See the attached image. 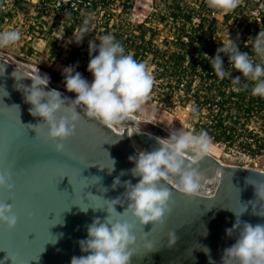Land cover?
I'll use <instances>...</instances> for the list:
<instances>
[{
  "label": "water",
  "instance_id": "1",
  "mask_svg": "<svg viewBox=\"0 0 264 264\" xmlns=\"http://www.w3.org/2000/svg\"><path fill=\"white\" fill-rule=\"evenodd\" d=\"M34 74L0 55V172L10 171L15 185L11 192L0 189V202L10 203L18 218L12 230L0 224V264H13L10 257L15 264H71L72 257L87 255L79 245L87 238L86 226L97 218L105 220L107 201L123 197L125 181L139 182L140 177L131 174L135 165L129 157L159 145L156 136L140 130L133 119L111 131L84 117L78 108L81 119L75 133L63 141V151L58 153L45 125L33 129L42 121L29 114L31 105L24 100L21 89L32 83L24 77ZM51 89L62 93V99L67 97L69 105L76 98L49 83L45 91ZM62 115L63 109L58 117ZM112 160L114 170L109 173ZM198 168L203 175L199 194L186 197L168 186L170 211L161 223L142 227L131 214L110 217L113 222L135 225L130 264H209V259L222 264L224 249L238 236L237 232L229 237L225 231L236 216L243 213L241 221L264 224V196L259 200L254 186L264 184V171L223 165L210 154L199 161ZM121 172L125 175L120 176ZM118 176L121 184L113 189ZM126 208L122 198L115 211L123 214ZM170 232L178 237L171 248Z\"/></svg>",
  "mask_w": 264,
  "mask_h": 264
},
{
  "label": "clouds",
  "instance_id": "2",
  "mask_svg": "<svg viewBox=\"0 0 264 264\" xmlns=\"http://www.w3.org/2000/svg\"><path fill=\"white\" fill-rule=\"evenodd\" d=\"M241 2L242 0H207V6L214 12L229 14L239 7ZM88 24L89 20L85 19L83 27L79 29L76 43L83 41L88 32ZM20 40L21 33L17 30L0 31V48L10 47ZM250 40L254 56L241 52L228 34L221 43L222 46L217 48L215 56L208 59L217 78H231L233 84H239L243 77L252 84L251 95L264 98V31H260L254 40ZM93 53L98 55H92ZM89 56L87 71L92 74L91 83L72 66L64 69L66 90L76 95L70 105L67 103V97L61 98L62 93L59 91H45L50 77L41 75L38 68L34 75L24 77L32 81L30 86H23L21 89L25 102L31 105L29 114L41 118L42 121L33 125V129L40 124L45 125L49 140L57 142L55 149L58 153L63 151V141L75 133L76 124L81 119L78 108L83 110L84 117L112 131L127 119H136L134 114L140 111L150 98L154 78L147 65L138 62L131 53H126L114 35L109 33L100 36L98 45L96 40L89 41ZM222 57H227V62L239 76L233 77L232 71L225 69ZM190 108L193 114L197 112L195 107ZM62 109L64 115L58 117ZM155 139L159 147L151 151H139L129 157V161L135 165L130 170L131 174L133 177H140L139 182L132 185L131 181H125L123 186L126 191L123 197L106 200L108 216L103 222L97 218L87 225V238L79 241L81 252L87 255L72 257L71 264H130L132 249L136 244V237L133 235L135 225L127 221L113 222L110 217L114 213L120 216L131 214L134 221H138L142 227L149 223L155 225L161 223L170 211L168 204L172 192L168 186L186 197L199 194L203 175L198 164L209 154L211 137L203 131L194 134L191 131L177 130L170 132L167 138ZM114 163L112 160L109 173L114 170ZM123 175L125 173L121 172L120 176ZM120 184L118 176L113 181L112 188L115 189ZM254 186L260 200L264 196L261 192L264 184ZM14 187L10 171L0 172V189L11 192ZM87 196L93 195L89 193ZM122 198L127 202V208L123 214H118L115 206L122 203ZM87 210L81 209L83 212ZM241 215L237 217L235 214V223L225 230L229 237L237 232L238 236L234 244L224 249L222 264H264V224L243 222ZM17 219L12 205L0 202V224L12 230L17 224ZM177 240L176 233L170 232L168 247L175 245ZM204 250L206 254L209 251L207 248ZM10 258L15 264V259ZM209 264H214V261L209 259Z\"/></svg>",
  "mask_w": 264,
  "mask_h": 264
},
{
  "label": "built area",
  "instance_id": "3",
  "mask_svg": "<svg viewBox=\"0 0 264 264\" xmlns=\"http://www.w3.org/2000/svg\"><path fill=\"white\" fill-rule=\"evenodd\" d=\"M132 1L0 0V28L29 7L40 14V20L47 16L61 20L67 13L89 19L91 13H99L102 29L106 19H109L108 26L112 25L110 12L119 8L122 20L117 24L122 27L119 31L125 38L128 37L126 24L131 22L125 11L130 10ZM8 14L9 18L5 16ZM150 16L157 33L151 40L150 53L164 54L163 62H152L150 54L143 61L154 78L147 101L151 109L168 111L173 127L165 134L169 136L176 130L206 132L212 141L209 154L221 164L264 171L260 162L264 159V98L252 96V84L243 77L239 84H233L231 78H217L208 59L215 56L228 34L241 52L254 56L250 38L254 40L264 31V0H242L229 14L214 12L207 6V0H172L164 12ZM60 20L46 24L50 33L55 28L64 33V26L71 22ZM172 53L180 57L177 63L169 61ZM222 58L225 69L231 70L233 77L239 76L227 57ZM190 106L197 109L195 114Z\"/></svg>",
  "mask_w": 264,
  "mask_h": 264
},
{
  "label": "rangeland",
  "instance_id": "4",
  "mask_svg": "<svg viewBox=\"0 0 264 264\" xmlns=\"http://www.w3.org/2000/svg\"><path fill=\"white\" fill-rule=\"evenodd\" d=\"M171 2L172 0H133L129 6L130 10L125 11V14L127 19L130 15V24H137L143 22L147 17H151L150 14L153 15L154 12H164L166 5ZM119 10V8H115L114 12H110L113 25H117L122 20ZM91 15L92 17L88 19V32L83 41L78 44L76 39L85 19L80 22V25L75 26L71 33H62L55 28L52 34L47 32V25L50 22L59 21L58 17L47 16L45 20H40L39 13L32 11L29 7L23 8L19 15H16L13 20H9L0 28V31H19L21 40L10 47L0 48V55L10 58L25 68L34 71L38 68L41 75L46 74L50 77L51 85L64 90H66L64 80L59 78L60 76L64 77V69L69 66H72L76 72H79L84 79L91 83L93 77L84 68V57L89 55V41L96 40L98 45L100 37L98 33L101 29L99 22L102 20L99 13H91ZM62 20L64 19L60 21ZM129 27L126 26V32L131 30ZM28 49H30V53H27ZM159 111V109H151L148 101H146L142 109L134 114L136 117L134 122L140 130L149 132L156 137L167 138L165 131L171 130L173 123L169 118L168 111ZM176 126L178 127V124ZM260 162L264 165V159H261Z\"/></svg>",
  "mask_w": 264,
  "mask_h": 264
},
{
  "label": "trees",
  "instance_id": "5",
  "mask_svg": "<svg viewBox=\"0 0 264 264\" xmlns=\"http://www.w3.org/2000/svg\"><path fill=\"white\" fill-rule=\"evenodd\" d=\"M5 16H7L9 18L11 15L8 14ZM108 16H110V15H108ZM62 18L66 22L71 21L68 25L64 26V32H66V33H71L74 26L80 25L81 24L80 22H82L84 20L83 16L82 17H76L75 13H73V15L71 13H67V14L63 15ZM108 21H109V19H106V21L103 23L102 29L98 33L99 36L111 33L112 35H114L115 39L118 42H120L122 44V46L125 48V52L126 53L131 52V54L134 56V58L138 62H143L147 54L152 55V57H151L152 62L154 60L156 61V63L157 62H159V63L163 62V54L164 53L162 55H160L161 53H156V51L153 53H150L151 40L157 34V33H155V31L152 27L151 17H147L143 22L135 24V25L127 23L126 25L130 26L131 29H134L136 33L133 34L132 30H130L129 32H127L128 37L126 36L125 38L123 37L122 31H119L120 29H122L120 24H117V25L112 24L111 26H108V23H107ZM47 32L48 33L50 32L49 28H47ZM164 43L166 44L165 39L162 40L163 45H164ZM28 53H30V52H28ZM92 55H98V53H93ZM158 55H160L159 59L156 58ZM89 60H90L89 55L84 57V68L86 70H87V65L89 63ZM179 60H180V57L176 53H172L169 55V61L177 63ZM81 62H83V61L81 60ZM59 79L64 80V77L60 76Z\"/></svg>",
  "mask_w": 264,
  "mask_h": 264
},
{
  "label": "crops",
  "instance_id": "6",
  "mask_svg": "<svg viewBox=\"0 0 264 264\" xmlns=\"http://www.w3.org/2000/svg\"><path fill=\"white\" fill-rule=\"evenodd\" d=\"M129 20H131L130 15H129ZM28 52H30V49H28L27 53H28ZM86 56H88V54H87ZM86 56H85V57H86Z\"/></svg>",
  "mask_w": 264,
  "mask_h": 264
},
{
  "label": "bare ground",
  "instance_id": "7",
  "mask_svg": "<svg viewBox=\"0 0 264 264\" xmlns=\"http://www.w3.org/2000/svg\"><path fill=\"white\" fill-rule=\"evenodd\" d=\"M32 70V69H31ZM34 71V70H33ZM35 72V71H34ZM135 120V119H134Z\"/></svg>",
  "mask_w": 264,
  "mask_h": 264
}]
</instances>
